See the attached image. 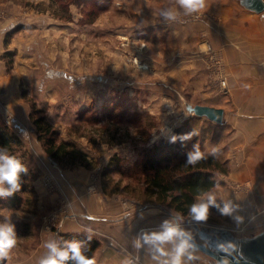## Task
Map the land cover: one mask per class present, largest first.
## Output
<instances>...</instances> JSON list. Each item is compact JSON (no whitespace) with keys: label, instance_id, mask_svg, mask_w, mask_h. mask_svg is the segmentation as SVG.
<instances>
[{"label":"rangeland","instance_id":"obj_1","mask_svg":"<svg viewBox=\"0 0 264 264\" xmlns=\"http://www.w3.org/2000/svg\"><path fill=\"white\" fill-rule=\"evenodd\" d=\"M218 2L208 0V6ZM163 7L178 8L175 0H0V126L6 125L23 140L19 153L27 155L35 189L37 181L45 185L42 158L47 161L51 156L32 123L33 109L42 110L59 141H70L85 155L84 165L64 166L55 159L59 188L49 190L45 185L49 194L62 191L58 173L64 169H89L88 186L100 184L115 156L121 159L122 172L106 176L127 197L144 199V186L133 176L140 150L162 138L173 140L174 128L180 125L189 127L185 135L198 133L192 140L206 153L211 152L204 144L212 138L221 141L217 147L225 146L218 124L187 111L189 104L227 108L230 88L224 57L211 46L212 30L206 22L214 19L213 11L206 9L199 17L181 14L178 21L167 23L159 15ZM190 55L196 70L179 64ZM214 57L223 64L227 94ZM216 178L218 185L238 189L228 174L218 173ZM37 197L35 192L19 210L0 199V219L9 218L18 235L17 255L7 264H25L18 253L35 248L45 232L56 239L58 222L75 217L70 215V200L62 202L64 217L57 220L49 213L51 205L43 211ZM214 209L210 207L207 218L200 221L175 213L177 223L213 222L240 230L241 235L264 229V223L254 225L256 217L235 228L230 217Z\"/></svg>","mask_w":264,"mask_h":264},{"label":"crops","instance_id":"obj_2","mask_svg":"<svg viewBox=\"0 0 264 264\" xmlns=\"http://www.w3.org/2000/svg\"><path fill=\"white\" fill-rule=\"evenodd\" d=\"M208 9L214 14V19L212 17L206 21L212 30L209 41L224 57L230 92L226 95L227 108L215 105L216 108L224 107L223 121L220 124L215 123L220 127L216 130H220L224 136L225 146L217 147L221 141L212 138L209 143L206 141L204 149L211 152L214 147L217 148L215 157L225 166L232 184H239L237 190L233 186L231 189L222 184L210 191L216 193L217 202L221 206L226 201H231L235 206V211L228 216L234 222L235 228L255 217L257 219L254 225L262 226L264 11L257 12L249 8L248 0H220L217 4L208 6ZM210 21H217V24ZM160 45L161 48L164 46ZM178 47L173 48V56L176 55V50H180V45ZM179 64L193 65L195 70L198 67L191 55L186 59H179ZM15 113V121L20 123V114ZM25 119L27 118L23 117L22 120ZM91 174V170L84 167L64 169L58 173L63 187L61 192L49 194L41 181L35 183V192L38 195L39 207L45 211V206L49 208L51 205L53 209L49 213L57 220L64 217L62 202L66 201L65 199L71 201L73 214L70 215L75 217L58 222V231L69 234L87 233L91 230L101 245L93 256L96 264H122L128 254L137 249L133 246L137 235L144 231H159L165 220L177 223L178 216L167 207L156 204L147 195L144 199L127 197L106 175L102 177L100 184L89 187L87 182ZM0 222L4 221L0 219ZM180 227L191 233L193 242L197 245L196 259L190 264H223L214 254L232 259L240 245L264 235V229L254 235H241L240 230H231L228 226L213 222L206 225L193 222L183 226L180 224ZM255 230L257 229L250 232ZM50 238L54 237L45 232L35 248L28 246L23 253H18L21 263L25 261V264H37L38 259L46 254L47 250L43 244ZM166 247L170 250L172 245L168 244ZM137 250L143 264H155L147 245ZM16 255V250H13L11 256ZM29 259H33V262Z\"/></svg>","mask_w":264,"mask_h":264},{"label":"trees","instance_id":"obj_3","mask_svg":"<svg viewBox=\"0 0 264 264\" xmlns=\"http://www.w3.org/2000/svg\"><path fill=\"white\" fill-rule=\"evenodd\" d=\"M33 109V108H32ZM32 123L35 124L37 134L43 145L44 151L56 159L61 165L72 164L84 165L85 155L80 153L73 143L57 139L56 131L45 122L42 110L33 109L31 112ZM189 127L187 124L180 125L176 129V137L173 140L159 139L140 150V158L136 164L137 169L133 172L134 178L144 186V193L153 202L163 205L173 213L190 218L189 207L196 201V197L218 186L217 174L226 173V168L215 156L206 153L208 158L195 166L186 165V154L193 150L197 143L194 140L181 142ZM201 150L202 147L199 144ZM0 147L6 148L9 154L16 156L27 165L25 152L19 153L23 147V140L19 138L9 127L0 126ZM204 151V150H202ZM121 159L113 157L105 169V175L122 172ZM136 173L138 176H136ZM33 176H24L20 192L6 200V206L12 210H19L31 200L35 194L32 185ZM56 240L60 247L65 248L67 242L79 241L85 248V254L93 257L100 248V241L92 237L86 241L85 233H58ZM66 264H73L71 260Z\"/></svg>","mask_w":264,"mask_h":264},{"label":"clouds","instance_id":"obj_4","mask_svg":"<svg viewBox=\"0 0 264 264\" xmlns=\"http://www.w3.org/2000/svg\"><path fill=\"white\" fill-rule=\"evenodd\" d=\"M177 7H163L159 15L167 23H173L180 19L181 14L185 16L199 17L207 8L208 0H175ZM182 10V13H181ZM198 133L193 130L191 133L180 137L181 142L191 140ZM175 139V137L173 138ZM217 148L211 150L215 156ZM205 151H202L199 144L193 146V150L186 154V165L195 166L202 160L207 159ZM29 174V167L16 156L9 154L6 148L0 147V199H8L20 192L24 176ZM215 208L224 216H231L235 206L231 201H226L221 206L217 202L216 193L206 191L196 197V201L189 207V215L195 221L204 220L208 216L209 208ZM93 234L91 230L86 233V241H91ZM18 235L9 218L0 222V264H7L11 253L17 246ZM171 244L169 250L166 245ZM148 246L152 253V260L155 264H190L196 259L195 252L197 245L193 242L191 233L184 231L179 224L173 220H165L159 231H144L137 235L133 246L137 249ZM43 247L47 250L37 264H66L69 260L73 264H96L94 257L85 254V248L79 241L67 242L65 248L55 238L46 240ZM122 264H135L131 259H124Z\"/></svg>","mask_w":264,"mask_h":264},{"label":"water","instance_id":"obj_5","mask_svg":"<svg viewBox=\"0 0 264 264\" xmlns=\"http://www.w3.org/2000/svg\"><path fill=\"white\" fill-rule=\"evenodd\" d=\"M248 7L257 12L264 11L263 0H248ZM188 113H193L198 117H207L208 119L219 123L223 121L224 109L209 105L187 106ZM214 256L223 264H264V235L255 238L253 241L245 242L236 250V256L232 259Z\"/></svg>","mask_w":264,"mask_h":264},{"label":"built area","instance_id":"obj_6","mask_svg":"<svg viewBox=\"0 0 264 264\" xmlns=\"http://www.w3.org/2000/svg\"><path fill=\"white\" fill-rule=\"evenodd\" d=\"M214 55V54H213ZM215 58V63L216 65H218V70H216L218 77L220 78V84L221 87L225 89L226 94L228 91L227 88V79H226V73L224 72L223 68V64H221V61L218 60L216 57ZM212 68L214 67V63L212 61ZM214 70V69H213ZM173 127V126H171ZM174 130H176V128H174ZM173 134V131L171 129V135ZM42 158V157H40ZM42 162L44 164V170L47 172L46 176L44 177V184L46 185L47 189L49 190H53V189H58L59 185H58V180H57V174L54 173V167H57V162L55 161V159L53 157H49L47 158V161L44 160V158H42ZM93 188V186L91 187ZM128 259H131L135 262V264H143L142 260L140 258V254L138 252L137 249L132 250L128 256Z\"/></svg>","mask_w":264,"mask_h":264}]
</instances>
